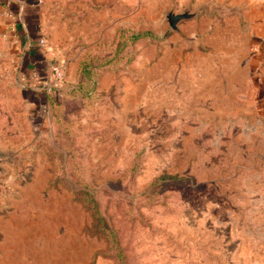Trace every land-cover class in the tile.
<instances>
[{
    "label": "rangeland",
    "instance_id": "obj_1",
    "mask_svg": "<svg viewBox=\"0 0 264 264\" xmlns=\"http://www.w3.org/2000/svg\"><path fill=\"white\" fill-rule=\"evenodd\" d=\"M10 1L0 264H264V97L227 76L225 6ZM187 7L171 29L164 13ZM40 60L62 65L45 94L42 71L19 72Z\"/></svg>",
    "mask_w": 264,
    "mask_h": 264
},
{
    "label": "crops",
    "instance_id": "obj_2",
    "mask_svg": "<svg viewBox=\"0 0 264 264\" xmlns=\"http://www.w3.org/2000/svg\"><path fill=\"white\" fill-rule=\"evenodd\" d=\"M11 3L10 0L7 1ZM216 4L225 6L227 16L233 17L234 31L216 30V36L219 39L224 38L226 42L230 41L232 45V57L234 59V67L231 75L228 77L237 78L241 81L256 80V89L260 91V96L264 97V0H214ZM49 62L40 60L39 64H26L20 73L23 79L33 81L31 74L34 68L42 71L39 78L49 79L50 71ZM239 68L240 71H236ZM28 87V86H27ZM26 87V88H27ZM30 88V87H29ZM34 86L27 88V94L38 92Z\"/></svg>",
    "mask_w": 264,
    "mask_h": 264
},
{
    "label": "water",
    "instance_id": "obj_3",
    "mask_svg": "<svg viewBox=\"0 0 264 264\" xmlns=\"http://www.w3.org/2000/svg\"><path fill=\"white\" fill-rule=\"evenodd\" d=\"M199 12V7L194 10H190L189 7L185 8L183 11L175 12L173 9H169L164 13V20L168 22L171 29H178V23L183 19H188L197 16Z\"/></svg>",
    "mask_w": 264,
    "mask_h": 264
},
{
    "label": "built area",
    "instance_id": "obj_4",
    "mask_svg": "<svg viewBox=\"0 0 264 264\" xmlns=\"http://www.w3.org/2000/svg\"><path fill=\"white\" fill-rule=\"evenodd\" d=\"M22 1H24V0H22ZM3 5L4 6H2L1 3H0L1 14L10 16L11 15V11L7 8V4H3ZM40 44H44L43 39H40ZM49 65H50L51 77L60 78L61 77L62 65L60 63L59 64H51L50 62H49ZM31 74H32V76L36 75L35 71H32Z\"/></svg>",
    "mask_w": 264,
    "mask_h": 264
},
{
    "label": "trees",
    "instance_id": "obj_5",
    "mask_svg": "<svg viewBox=\"0 0 264 264\" xmlns=\"http://www.w3.org/2000/svg\"><path fill=\"white\" fill-rule=\"evenodd\" d=\"M7 1H8V0H0V3H1V4H6ZM33 54H34V53H33ZM24 64H25V63H24ZM29 64H31V63H27V64H26V67H29ZM23 66H24V65H23ZM23 66H20V69H19V72H20V73H21L22 70H23ZM29 75H30V73H29ZM20 77L22 78V76H20ZM23 80H24V81H28V80H25V79H23ZM49 80H50V79H43L42 82H41V84H42L41 87H42V88L40 87L39 91H40V92L43 91V94H45V90H44L43 87L45 86L46 83H49ZM25 87H26V86H25ZM22 96H23V97H27V96H28V94H27V92H26L25 90H24V91L22 90ZM97 211H98L97 208L94 209V210H92V212H94V213L97 212ZM97 219H98V218H97ZM98 223H99L100 226H102V228H107V227H104V224H103L102 221H99V220H98Z\"/></svg>",
    "mask_w": 264,
    "mask_h": 264
}]
</instances>
